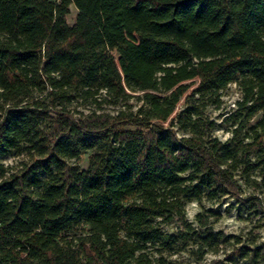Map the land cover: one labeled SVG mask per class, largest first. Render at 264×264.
Listing matches in <instances>:
<instances>
[{"label":"trees","instance_id":"1","mask_svg":"<svg viewBox=\"0 0 264 264\" xmlns=\"http://www.w3.org/2000/svg\"><path fill=\"white\" fill-rule=\"evenodd\" d=\"M233 81L221 140L207 109ZM226 196L264 209V0H0V264L201 259L229 239L186 205Z\"/></svg>","mask_w":264,"mask_h":264},{"label":"rangeland","instance_id":"2","mask_svg":"<svg viewBox=\"0 0 264 264\" xmlns=\"http://www.w3.org/2000/svg\"><path fill=\"white\" fill-rule=\"evenodd\" d=\"M76 13L77 11L74 6H71L70 13L67 15L69 24L74 23ZM238 98L239 90L236 82L233 81L222 91L223 101L221 106L218 109L213 107L207 109V114L210 119L215 121V127L212 133L221 140H226L231 135L229 123L222 122V119L236 108L235 102ZM129 103L135 108L140 102L137 98L133 97L130 98ZM87 158V155H83L77 162L76 165L80 170L87 168ZM21 159L22 157H17L13 153H10L3 156L1 161L8 169H15L19 166ZM241 184L243 196L254 191L251 187L244 185L242 181ZM198 212L207 214L209 222L213 226V232H222L223 238L221 242H223L225 237H228L229 242L222 243L221 249L217 254L208 252L201 259H197L196 255L188 251L181 250L167 257L170 262L169 264H233V257L229 255L232 248L241 244H247L250 241L264 246V209L254 215H248L247 213L240 214L238 203L229 196L214 202L207 200H202L201 202L192 201L186 205V218L194 227L198 226L195 220V215ZM162 227L168 232H177L181 229L177 222L163 225ZM237 240L240 243H237Z\"/></svg>","mask_w":264,"mask_h":264}]
</instances>
